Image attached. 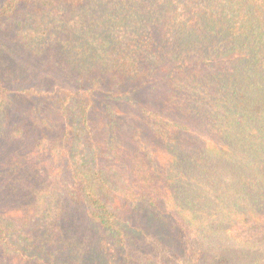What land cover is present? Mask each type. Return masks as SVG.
<instances>
[{
    "label": "trees",
    "instance_id": "obj_1",
    "mask_svg": "<svg viewBox=\"0 0 264 264\" xmlns=\"http://www.w3.org/2000/svg\"><path fill=\"white\" fill-rule=\"evenodd\" d=\"M6 24L79 77L73 89L14 94L0 80L6 174L21 145L64 161L57 192L93 236H68L60 196L26 182L25 213L0 211V263L118 264L151 237L179 264H264V0H2ZM33 98L60 124L21 123ZM107 149L117 167L102 162ZM237 227L255 233L240 240Z\"/></svg>",
    "mask_w": 264,
    "mask_h": 264
},
{
    "label": "rangeland",
    "instance_id": "obj_2",
    "mask_svg": "<svg viewBox=\"0 0 264 264\" xmlns=\"http://www.w3.org/2000/svg\"><path fill=\"white\" fill-rule=\"evenodd\" d=\"M0 80L3 81L8 91L14 94L25 89L45 90L56 87L73 89L77 87L79 77L61 60H55L50 55L36 57L29 50H26L21 43L11 36L9 26L6 24L0 30ZM140 97L143 99V94H140ZM17 98V96L13 97L14 100H17ZM20 98L26 99L24 96ZM136 100L138 104V95ZM30 101L29 104L26 103V106L24 105L21 109V123L29 122L27 116L35 114L38 118L48 116L56 121V124H60L59 120L56 119V111L40 108L41 103L34 98ZM126 112L129 116L134 113L129 105L126 107ZM89 124L94 141L104 140L105 133L103 132L98 112L95 111L90 115ZM1 144H3L4 148L7 147L5 141ZM97 145L102 147L103 144L99 143ZM16 151L21 161L18 158L13 161V172L10 175L6 174L9 164L3 162L2 159L5 156L3 152H0V211L5 212L9 218H14L15 215L20 217L26 210L21 208L23 200L21 191L25 189L26 182L30 186L35 183L37 187L48 189L49 196H55L58 202L60 196V202L65 207L64 222L69 230L68 236L78 234L84 240L92 238V225L88 222L84 213L72 206L62 195V192H57L69 180L65 162L54 163L46 157L35 156L29 152L25 145H21ZM101 155L102 162L104 161L105 165L117 167V164L110 157V160L107 158L110 155L109 149L101 151ZM36 178L39 181H36ZM19 184L21 186L24 185V187H18ZM10 187L16 188L17 194L19 189V194L15 195ZM114 204L121 203L114 201ZM123 209L124 207L120 206V211ZM252 231L247 227H237L231 229L230 233L237 239L242 240L252 236L255 233L254 230ZM161 247L156 245L151 237H148L140 242L138 249L135 251L131 250L132 253L128 256L129 260L121 258V262L118 264H179L176 258L169 253L167 247ZM189 247H192V244ZM0 264L25 263L16 258H4Z\"/></svg>",
    "mask_w": 264,
    "mask_h": 264
}]
</instances>
